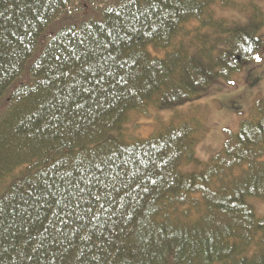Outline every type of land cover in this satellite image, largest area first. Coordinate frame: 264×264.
<instances>
[{
  "label": "trees",
  "instance_id": "obj_1",
  "mask_svg": "<svg viewBox=\"0 0 264 264\" xmlns=\"http://www.w3.org/2000/svg\"><path fill=\"white\" fill-rule=\"evenodd\" d=\"M78 1L0 0V264H264V97L207 163L200 120L122 133L258 60L260 3Z\"/></svg>",
  "mask_w": 264,
  "mask_h": 264
},
{
  "label": "rangeland",
  "instance_id": "obj_2",
  "mask_svg": "<svg viewBox=\"0 0 264 264\" xmlns=\"http://www.w3.org/2000/svg\"><path fill=\"white\" fill-rule=\"evenodd\" d=\"M257 1L264 9V0ZM81 3L85 4V1L76 2V9L73 7L71 11L73 16L77 17ZM227 13L228 17L236 15L235 12ZM231 81L219 91L216 90L219 86H215L211 96L180 107L160 110L149 104L146 112H132L130 120L122 127L123 136L128 140H147L161 135L170 126L179 127L193 119L200 120L207 129V135L197 146L195 156L198 161L207 163L223 149L229 134L237 133L242 121L251 116L255 102L264 97V52L258 60L247 62ZM196 169L194 164L181 168L184 173L194 172ZM248 203L255 208L258 216L264 217V202L249 198Z\"/></svg>",
  "mask_w": 264,
  "mask_h": 264
},
{
  "label": "snow or ice",
  "instance_id": "obj_3",
  "mask_svg": "<svg viewBox=\"0 0 264 264\" xmlns=\"http://www.w3.org/2000/svg\"><path fill=\"white\" fill-rule=\"evenodd\" d=\"M257 59H259V57H257ZM230 83H232V81H230ZM98 183H99V181H97ZM46 190V189H45ZM35 191V190H34ZM76 191L77 192H79L80 190L77 188L76 189ZM51 194V193H50ZM69 195H72V193H69ZM87 195H91V192L89 191L88 193H87ZM57 202H59V201H57Z\"/></svg>",
  "mask_w": 264,
  "mask_h": 264
}]
</instances>
